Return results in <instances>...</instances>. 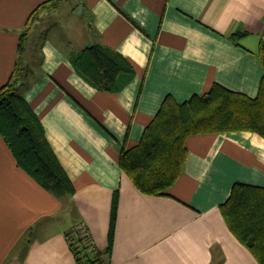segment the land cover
Masks as SVG:
<instances>
[{
  "label": "crops",
  "instance_id": "crops-1",
  "mask_svg": "<svg viewBox=\"0 0 264 264\" xmlns=\"http://www.w3.org/2000/svg\"><path fill=\"white\" fill-rule=\"evenodd\" d=\"M44 1L0 0V87L13 74L29 15ZM84 3L76 6L83 24L77 40L60 25L34 37L32 24L21 56L27 68L23 81H31L24 98L75 194L55 197L42 188L18 167L0 135V264H79L67 234L81 224L105 264H258L229 231L220 206L235 184L264 188L261 136L189 138L183 174L168 197L140 193L118 161L123 147L140 141L168 96L183 103L213 84L257 96L264 0ZM236 33L246 34L231 38ZM96 43L135 68L117 93L98 91L74 68L73 59ZM117 189L115 234L107 253Z\"/></svg>",
  "mask_w": 264,
  "mask_h": 264
},
{
  "label": "trees",
  "instance_id": "trees-1",
  "mask_svg": "<svg viewBox=\"0 0 264 264\" xmlns=\"http://www.w3.org/2000/svg\"><path fill=\"white\" fill-rule=\"evenodd\" d=\"M67 0H47L29 15L19 35L18 58L9 81L0 87V135L17 165L42 188L55 197H73L75 187L51 150L43 126L24 98L23 81L27 68L21 56L25 51L31 26L43 14L57 11ZM89 30H94L89 22ZM246 33H236V39ZM257 56L262 77L255 98L235 93L213 84L202 95L183 103L166 97L157 114L145 127L140 141L123 147L118 161L122 172L142 194L168 197L183 174L187 159V141L201 135L252 132L264 139V39ZM76 72L100 92L117 93L135 73L133 64L101 44L87 46L73 59ZM119 189L113 194L108 231L110 253L117 221ZM221 215L233 236L264 264V188L233 185L228 200L220 206ZM79 264H105L97 248L80 238L78 229L67 237ZM77 246V248H75ZM93 248V250H92ZM92 250L89 251V250ZM81 256V258H79Z\"/></svg>",
  "mask_w": 264,
  "mask_h": 264
},
{
  "label": "rangeland",
  "instance_id": "rangeland-1",
  "mask_svg": "<svg viewBox=\"0 0 264 264\" xmlns=\"http://www.w3.org/2000/svg\"><path fill=\"white\" fill-rule=\"evenodd\" d=\"M85 6L84 0H67L61 5V8L59 9L58 12L55 14H51L48 18L44 19L41 23H38L37 20L33 24V32L32 36L37 37L40 36L42 37L43 31L48 30L51 26L57 25L59 28V25L62 26L65 31H69V34H74L76 35L73 37L74 40H77V37L79 33H81V29L83 28L82 24V18H80V13L76 12L78 7L81 5ZM78 6V7H76ZM49 26V27H48ZM57 36V35H56ZM60 41V40H58ZM63 47H67L66 44H62ZM67 49V48H66ZM34 69L32 71V74L29 75L30 80L31 78L34 77ZM31 84V81H29V85ZM25 88H23L24 91ZM94 245V244H93Z\"/></svg>",
  "mask_w": 264,
  "mask_h": 264
},
{
  "label": "built area",
  "instance_id": "built-area-1",
  "mask_svg": "<svg viewBox=\"0 0 264 264\" xmlns=\"http://www.w3.org/2000/svg\"><path fill=\"white\" fill-rule=\"evenodd\" d=\"M77 229L79 230L80 238H81L83 241L87 242V240H89L90 243L93 244V243L91 242V240L89 239V238H90V237H89V233H88V230H87V228L85 227L84 224H81ZM74 238H75V235L72 234V235L70 236V238H68V240H70V239H74ZM75 248H77V246H75ZM92 250H93V248H92ZM92 250L90 249L89 251L92 252ZM79 258H81V256H79Z\"/></svg>",
  "mask_w": 264,
  "mask_h": 264
}]
</instances>
